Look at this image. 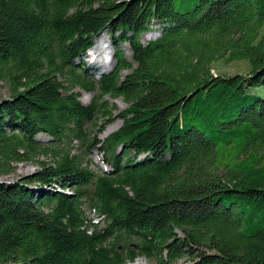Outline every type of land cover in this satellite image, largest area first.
<instances>
[{
    "label": "trees",
    "instance_id": "trees-1",
    "mask_svg": "<svg viewBox=\"0 0 264 264\" xmlns=\"http://www.w3.org/2000/svg\"><path fill=\"white\" fill-rule=\"evenodd\" d=\"M102 32L116 66L93 80ZM0 80V175L59 146L0 180V264H264V0H0Z\"/></svg>",
    "mask_w": 264,
    "mask_h": 264
},
{
    "label": "rangeland",
    "instance_id": "rangeland-1",
    "mask_svg": "<svg viewBox=\"0 0 264 264\" xmlns=\"http://www.w3.org/2000/svg\"><path fill=\"white\" fill-rule=\"evenodd\" d=\"M177 7L180 8L181 6L178 5ZM157 34H158L157 32L156 33L149 32V33L143 34L142 35V41H146L150 38H154L155 36H157ZM95 43L100 45L103 48V50H101V51H104L103 45L106 43L107 49L105 50V52L107 54H104V57L102 58V60H100L102 64L98 63L96 60L95 67H89V66H91V64H93L91 62V57L93 55H95V54H91V51H92L91 48H90V50L87 51V54H85L84 63H86L85 64V71L87 72L88 77L92 78L93 80H98L101 77V75L103 74V72L107 73V72H110L114 69V67L116 66V61L113 58L114 47H113L112 40H111V37H110L108 32H102L101 34L97 35L93 39V46L92 47H94ZM122 48L125 52V55L128 58H130L131 52H130L128 46L122 45ZM93 51L95 52L94 49H93ZM93 51H92V53H93ZM105 61H106V65H105ZM75 62L78 64L77 60ZM108 63H110V64L108 65ZM246 71H247V67L243 61H235V62H230L227 64H225L222 61H217L213 64L212 69H211V73L227 74V75L228 74H234L236 72H246ZM126 72L127 71H123L121 73L125 74ZM78 92L81 93L80 100L84 104L90 103L91 100L96 95V92L87 93V92H84L82 90H78ZM8 94H9L8 84L5 81L0 80V99L6 98L8 96ZM108 105L110 108H112L113 113H112L111 117L108 119V121H106V126H105L104 131L98 134V138H100V139H104L108 134H110L111 132L116 130L121 125L122 119L119 117L118 113L120 111H123L127 107V104L121 98L113 99V100L108 99ZM101 121H103L102 117H100L99 120L97 121L98 126L100 125ZM93 126H94L93 124L88 125V127L86 128L88 133L93 132V130H94ZM37 139L40 142L39 143L40 147L37 149L36 154L34 155L33 159L29 160V161H23V162L17 163L15 171L10 173V174H7V175H0V180L12 181V180L18 179L20 176L31 174L34 170L38 169V166L35 162L37 160H44V161L51 162V160L53 158L52 151L56 148H59V146L53 141L50 142L51 141L50 138L48 136H46L45 134H39L37 136ZM77 146L78 145L74 142L72 153L79 154L84 159L86 156L82 155L80 153V151H79L80 148ZM88 158L90 159L91 162L87 163V164H89V167L91 169L98 170L97 166L101 167V162L99 160V157H97V150H91V153L88 155ZM85 211H86L87 216L91 217L93 220L97 218V215L93 211H91V210L89 211L88 207H86V206H85ZM102 223L100 224L99 227H101L103 225ZM185 260L186 259H181L178 261V263H182ZM126 264H154V263L152 261L148 260L147 258L140 256L132 262L131 261L126 262Z\"/></svg>",
    "mask_w": 264,
    "mask_h": 264
},
{
    "label": "bare ground",
    "instance_id": "bare-ground-1",
    "mask_svg": "<svg viewBox=\"0 0 264 264\" xmlns=\"http://www.w3.org/2000/svg\"><path fill=\"white\" fill-rule=\"evenodd\" d=\"M96 43H97V42H96ZM96 43H95L94 47H92L91 50L93 51V49H94L95 52L93 51V54H95V55H97V56H100V55H101L100 53L102 52L101 50H103V48H102L100 45L96 44ZM103 43H104V42H103ZM103 46L105 47V44H104ZM97 62L100 63V64H102L100 60H97ZM108 62H109V61H108ZM98 63H97V64H98ZM109 64H110V63H108V65H109ZM95 65H96V63H95V64L93 63V64H91L90 67H95ZM105 65H106V61H105ZM97 67H98V66H97ZM97 69H98V68H97ZM90 71H91V70H90Z\"/></svg>",
    "mask_w": 264,
    "mask_h": 264
},
{
    "label": "built area",
    "instance_id": "built-area-1",
    "mask_svg": "<svg viewBox=\"0 0 264 264\" xmlns=\"http://www.w3.org/2000/svg\"><path fill=\"white\" fill-rule=\"evenodd\" d=\"M57 186V185H56ZM58 188V187H57ZM66 191L67 192H70V190L69 189H66ZM95 213V212H94ZM96 214V213H95ZM97 215V218L96 219H94V220H92L93 221V223H98V225L100 226V224L103 222V216H98V214H96ZM101 221V222H100Z\"/></svg>",
    "mask_w": 264,
    "mask_h": 264
}]
</instances>
